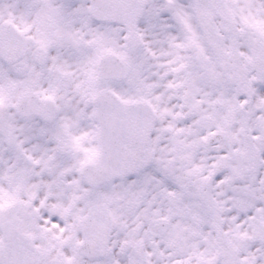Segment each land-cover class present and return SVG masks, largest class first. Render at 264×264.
<instances>
[{"label": "snow or ice", "instance_id": "obj_1", "mask_svg": "<svg viewBox=\"0 0 264 264\" xmlns=\"http://www.w3.org/2000/svg\"><path fill=\"white\" fill-rule=\"evenodd\" d=\"M0 264H264V0H0Z\"/></svg>", "mask_w": 264, "mask_h": 264}]
</instances>
